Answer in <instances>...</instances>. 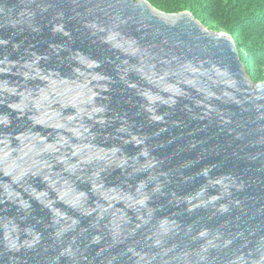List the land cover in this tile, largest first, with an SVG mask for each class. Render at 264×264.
<instances>
[{
	"label": "water",
	"instance_id": "1",
	"mask_svg": "<svg viewBox=\"0 0 264 264\" xmlns=\"http://www.w3.org/2000/svg\"><path fill=\"white\" fill-rule=\"evenodd\" d=\"M0 264H264V83L232 37L0 0Z\"/></svg>",
	"mask_w": 264,
	"mask_h": 264
},
{
	"label": "trees",
	"instance_id": "2",
	"mask_svg": "<svg viewBox=\"0 0 264 264\" xmlns=\"http://www.w3.org/2000/svg\"><path fill=\"white\" fill-rule=\"evenodd\" d=\"M147 1L157 11L169 15L187 12L211 29L229 34L250 79L264 82V0Z\"/></svg>",
	"mask_w": 264,
	"mask_h": 264
},
{
	"label": "rangeland",
	"instance_id": "3",
	"mask_svg": "<svg viewBox=\"0 0 264 264\" xmlns=\"http://www.w3.org/2000/svg\"><path fill=\"white\" fill-rule=\"evenodd\" d=\"M136 2L137 1H139V0H135ZM140 1H142V0H140ZM144 1H147V0H144ZM148 2V1H147ZM151 5V4H150ZM152 6V5H151ZM154 8V7H153ZM155 9V8H154ZM161 12V11H160ZM187 13V12H186ZM181 14V13H180ZM200 23H201V25L203 26V28L204 29H206V30H209V31H212V32H216V33H224V34H227V33H225V32H219V31H216V30H214V29H211L210 27H208V26H206V25H204V24H202V22L201 21H199ZM227 35H229V34H227ZM235 42V41H234ZM246 70V69H245ZM246 73H247V71H246ZM248 75V74H247ZM248 77H249V75H248ZM250 78V77H249ZM255 85H259V84H262V83H264L263 81L261 82V81H256V82H254L252 79H250Z\"/></svg>",
	"mask_w": 264,
	"mask_h": 264
},
{
	"label": "bare ground",
	"instance_id": "4",
	"mask_svg": "<svg viewBox=\"0 0 264 264\" xmlns=\"http://www.w3.org/2000/svg\"><path fill=\"white\" fill-rule=\"evenodd\" d=\"M239 50V49H238ZM243 57V56H242ZM242 59H244V58H242Z\"/></svg>",
	"mask_w": 264,
	"mask_h": 264
}]
</instances>
